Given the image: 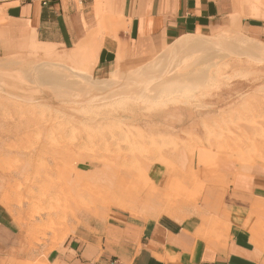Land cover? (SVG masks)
Masks as SVG:
<instances>
[{
  "label": "rangeland",
  "instance_id": "obj_1",
  "mask_svg": "<svg viewBox=\"0 0 264 264\" xmlns=\"http://www.w3.org/2000/svg\"><path fill=\"white\" fill-rule=\"evenodd\" d=\"M236 2L239 27L234 26L233 32H220L225 37L237 32L248 35L241 25L244 17L264 22V0ZM102 25L100 35L106 32ZM36 48L35 52L30 48L24 54L0 57V74H8L12 83L0 88V211L16 230L17 252L21 255L18 264H49L51 252L62 249L69 240L82 242L100 236L105 225L114 220L143 222L164 215L155 208L135 204L117 207L110 204L114 196L102 194L103 198L108 195V200L101 199L98 213L77 209L76 217H68L66 227L57 233L48 230L56 214L51 218L45 214L33 217L42 207L60 210L65 197L81 200L88 193L101 192L118 175L130 173L132 177L120 189H156L164 201L181 203L183 209L187 201L191 205L185 206L183 214L190 219L195 216L200 221L196 229L201 230L200 216L208 217L210 210L228 206L233 176L250 166L264 167V58L249 54L234 58L228 54L211 59L195 54L188 59L186 54H178L176 59L181 60L178 64L174 57L176 61L172 59L170 65L175 67L169 66L170 71L163 73L164 66L160 67L163 74H159V82L138 83L140 92L118 94L99 103L94 97L90 98L95 101L85 99L96 95L87 89L89 80L124 82L123 76H99L92 59L58 61L68 55V50L44 45ZM161 51L140 63L152 60ZM236 60L242 61L238 65ZM152 72H142L138 80H133L146 82ZM152 85L157 87L151 89ZM204 189L222 194L221 198L209 199ZM201 191L202 198L197 195ZM27 196L32 199L18 206L20 198ZM250 198L253 201H243L246 204L241 210L228 207L227 211L235 213L236 222L243 220L252 227L254 240L259 243L255 245L259 246L264 241V199ZM121 202L128 203L124 198ZM132 209L142 213L136 216ZM148 210L149 216L144 214ZM219 219L223 227L236 226L222 210ZM208 224H202L206 231ZM225 229L221 232L213 228L211 233L224 234ZM200 232L206 235L204 229ZM210 238L208 235L200 240L206 243Z\"/></svg>",
  "mask_w": 264,
  "mask_h": 264
},
{
  "label": "crops",
  "instance_id": "obj_2",
  "mask_svg": "<svg viewBox=\"0 0 264 264\" xmlns=\"http://www.w3.org/2000/svg\"><path fill=\"white\" fill-rule=\"evenodd\" d=\"M234 12L239 13L236 0H50L45 5L40 0H0V57L24 54L32 43L69 50L94 35L101 48L93 70L103 76L118 54L125 65L140 63L190 38L222 32ZM100 21L106 27L101 35ZM241 25L248 35L264 40L262 20L244 17ZM233 178L227 207L244 208L242 202H252V195L264 199V167L250 166ZM114 221L100 236L69 240L49 254L48 263L264 264V241L256 246L252 234L233 221L229 234L219 233L206 243L193 233L199 226L195 216L188 223L166 215ZM17 238L0 211V264H18Z\"/></svg>",
  "mask_w": 264,
  "mask_h": 264
},
{
  "label": "bare ground",
  "instance_id": "obj_3",
  "mask_svg": "<svg viewBox=\"0 0 264 264\" xmlns=\"http://www.w3.org/2000/svg\"><path fill=\"white\" fill-rule=\"evenodd\" d=\"M237 12H234V13H232L230 15V22L225 25V27H224L225 30H222L223 32L224 31L228 32V33L229 32H233L235 30L234 26L239 27V25H238V21L239 20H238V17L236 16ZM100 22H102V21H100ZM102 23H100V26H103ZM104 23H105V20H104ZM238 29H240V28H238ZM95 38H94V35H93L92 38H90V39H88V40H86V41H84L82 43H79L78 46H76L75 48L69 49L68 50V52H69L68 55H66L65 57L63 56L60 59L57 58L58 61L66 62V61L77 60V59H84V60L88 61L89 59H92L96 63V61H97L96 60L97 52L101 48V41H99V40L96 41ZM36 46H37L36 43L35 44L32 43V45H31V48L33 49L34 52L37 49ZM45 46H47V44ZM49 47H51V46H49ZM39 49H41V48H39ZM46 50H43V53L48 55ZM48 51H50V50H48ZM119 53H120V51H119ZM178 54H186L187 55L186 58H188V59H190V56L188 57V55H195V54L196 55L197 54H199V55H201V54L207 55V56H210L211 59H218L220 57H226L228 54L229 55L231 54L230 56H233L234 58H237V57L240 58V56H242L244 54H249V55H251L252 57H255V58H260V57L264 58V42H262L260 40H257V39H255L253 37H250L248 35L242 36L241 34H238V32H237L236 35H232L230 37H225V35L221 34V33L214 34V35H207L206 34L205 36H202V37L199 36V37H196L194 39L190 38L188 40V42L183 44V45H176V46L168 47V48L162 50L161 53L158 56L154 57L152 60H149L148 62H145V63L136 64V65H133V66L128 67V68H124L125 67L124 60H123L122 56L120 54H118V57H117V60H116V64H115V68L112 71L105 73L104 76H106V75H112L113 76L114 75L117 78H119L120 76H123V78H125V81L123 82V81H121V79H113V80L112 79L111 80H109V79H107V80H105V79H101V80L90 79L89 80L90 81L89 84H87V89H89V91H92L96 95L85 97V99L89 100V101H93V100L95 101V99L90 98V97H94V98H96V101H98L100 103L101 101H106V100H108L110 98H114V97L118 96V94L124 95V94H126L128 92H131V91H135L134 93H136V91L139 89L138 87H140V85L138 83H141L143 85H144V83L146 85L153 84V83L155 84V83L159 82V81H157V80H159L158 79L159 76H160L159 74H163L164 72H167L168 67L169 66L171 67L170 64H172V62H171L172 59H173V63L177 60L178 64H179V60H181V58L176 59V56ZM174 57H175L176 60H174ZM179 57H181V55ZM195 59H196V57H195ZM198 59L201 60V58H198ZM229 59H231V58H229ZM231 60H233V58ZM184 61H185V59H184ZM193 61H191V62H193ZM236 61L238 63L239 61H242V60H239V61L236 60ZM227 62H228V60H227ZM9 63L16 64L17 62H9ZM183 63H185V62H183ZM181 64L182 63H180L179 67L181 66ZM239 64L240 63H238V65ZM175 65H176V63H175ZM227 65H228V63H227ZM163 66H164L165 70L163 69ZM160 67H162L163 73H159V71H161ZM177 68L178 67H176L174 69L176 70ZM4 69H3V71H4ZM9 69H11V68L9 67ZM149 70H152L153 72H152V75L147 78L146 82H139V81H134L133 80L134 78L138 80V78H136V77L140 73L147 72ZM171 70H173V69H171ZM3 71L1 73H3ZM168 71H170V70H168ZM167 76H168V73H167ZM180 76L181 75H179V78H181ZM183 76H184V74H183ZM19 78H21V77L17 76V79H19ZM13 80L16 81L15 79H13ZM171 82H172V80H171ZM11 84L12 83H10V76L8 74H0V88L1 89L4 88L5 85L9 86ZM143 85H141V86H143ZM153 85H152V87H150L151 89H155L157 87L156 85L155 86H153ZM159 85L161 86V84H159ZM149 86H147V87H149ZM115 87H118L119 89L117 88V90L114 91L112 88H115ZM143 89L144 88H142L141 90H143ZM145 90H147V88H145ZM88 93H90V92H88ZM98 171H96V173H98ZM92 174H93V170H92ZM85 178H87V177H85ZM88 178H90V177H88ZM130 178H132L130 173H124V174L118 175L113 180H111L109 185H107V187L104 188L101 192L99 191V192H96V193H92V192L88 193V194H86L87 196L84 195L85 196L84 199L80 198L81 200H75L73 197H70L68 199L69 196L68 197L64 196L66 198V200L64 201L63 207H61L60 210H54V208H52V207L47 208V209L45 207H42V208H39L38 210L36 209L37 211H34L35 213L33 214V217H41L43 214H45L47 218H51L52 214H56V215H54L56 217V219L53 221L52 226L49 225L51 229H48V230H52L55 233H57L62 228L66 227L68 217H71L73 219L76 217V210L77 209L83 208L84 209L83 211H85L87 213H98L99 207L103 205V204H101V202L103 201V200H101L103 198L102 194H104V195L108 194V195H112V196L115 197V198H113L111 200L109 199V200H110V204H114L117 207L125 208V207H128L130 205H134L135 204L136 206H139V207L140 206H146L150 210L152 208H155V210L158 211L160 214L164 213V215H166V216H168V217H170V218H172V219H174V220H176L178 222L188 223V220L190 219V217L186 216L183 213H184V210L186 209L185 206L187 207L188 205H191V204L187 203V201L184 200L185 202L184 201H183L184 203L182 202L184 204V209H183L181 203L178 204V203L170 202L171 199L170 200L168 199L167 201L165 200L166 201L165 202L164 199H163V196L161 195V193L158 190H156V189H153L152 191H149L147 188L144 189V188H137V187H135V188L134 187H123L122 189H120L119 187H122L123 184H125V182H127ZM86 187H88V186H86ZM86 187L84 186V188H86ZM89 189H90V187H89ZM118 190L120 191V193L116 194L115 191L119 192ZM204 190H206V196H208L209 199L211 197H215V199H220L221 198L222 194L221 195H217V194H215L214 191H211L210 189H204ZM84 192H85V190H84ZM221 193L224 194V192H221ZM6 194H8V193H6ZM64 194H65V192H64ZM203 194H204V191H201L197 195L201 196V198H202ZM108 195H107V197H104V198L107 199ZM7 196H9V195H7ZM27 197L28 198H26V197L20 198V200H19L20 202H18V206L21 207L22 206V202H29L30 199H32L31 196H27ZM80 197H81V195H80ZM161 197H162V199H161ZM123 198L128 203H122L121 201L123 200ZM168 198H170V197H168ZM39 200L42 201V198H38V201ZM172 200L174 201V198ZM8 202H10V200ZM104 203H107V202H104ZM107 204H106V206H107ZM238 209L241 210V208H238ZM221 210L223 212H225L226 215L229 217V219H230L229 221L236 222L235 219L236 218L238 219V217L235 216V213H230V212L227 211L228 207H226V206L223 207L222 209L218 210V211L210 210L208 217H204V216L201 217L200 216V220H201L200 228H201V230L196 229V231H194V235L196 237H199L200 239H203L204 236H208V235H209V237L213 238L214 234L211 233L213 231V228L219 229V230H221V232H222L223 228H226L224 230V232L225 233H229L230 232V227H223V223H222L223 221L221 219H219V214H220ZM195 211H196V209H195ZM197 211L199 212L200 208L197 209ZM131 213H134L137 216V215H140V213H142V212L135 211V210L132 209ZM148 213L150 214L149 210L147 212H144V214L149 216ZM202 213L203 212H201L200 215ZM236 213L239 214L240 212L238 213V211H237ZM239 215H241V214H239ZM241 216H240V220H241ZM205 222L209 223L208 227H207L208 231H206V229L202 225ZM224 223H225V221H224ZM236 223H238V222H236ZM237 227H239L240 230L247 231V233H249L250 235L252 234L254 236V233H253L254 230L252 229V227L250 225L246 226L245 224L238 223ZM203 229H204V232L206 233V235H204V234H202L200 232ZM252 235H251V240L253 241L252 243L256 244L257 243L256 239L255 240L253 239L255 236L252 237ZM215 237H217V236H215ZM258 244H256V245H258Z\"/></svg>",
  "mask_w": 264,
  "mask_h": 264
},
{
  "label": "built area",
  "instance_id": "obj_4",
  "mask_svg": "<svg viewBox=\"0 0 264 264\" xmlns=\"http://www.w3.org/2000/svg\"><path fill=\"white\" fill-rule=\"evenodd\" d=\"M42 4H47L50 0H40Z\"/></svg>",
  "mask_w": 264,
  "mask_h": 264
}]
</instances>
